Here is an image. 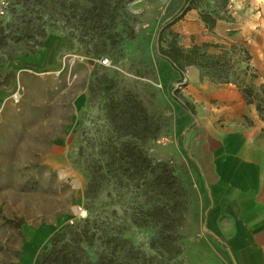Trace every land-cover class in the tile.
Returning <instances> with one entry per match:
<instances>
[{
	"label": "rangeland",
	"instance_id": "obj_1",
	"mask_svg": "<svg viewBox=\"0 0 264 264\" xmlns=\"http://www.w3.org/2000/svg\"><path fill=\"white\" fill-rule=\"evenodd\" d=\"M18 1L9 0L8 17L0 22L9 39L0 48V264H38L40 253L66 224L86 218L84 192L91 176L99 179V188L89 207L132 244L134 263L166 264L157 251L175 232L181 255L169 264H230L224 245L203 231L200 177L183 140L186 130L178 127L186 113L172 94L193 110L186 100L189 83L157 53V32L184 0H134L127 7L129 20L118 29L125 31L123 38L98 57L53 31L27 55L32 32L21 22ZM251 1L264 0H199V9L163 32L161 48L198 46L216 63L203 71L204 80H227L239 91L247 41L257 43L264 33L261 16L250 33L234 35L233 24L242 17L233 11ZM201 10L222 15L212 32L199 18ZM246 82L256 91L262 86ZM131 101L146 113L138 128L114 116L122 104L129 110ZM151 132L158 137L145 139L143 148L154 164L168 166L178 187L168 194L149 189L142 196L130 186L132 172L116 159L128 155L119 151L121 141ZM153 204L155 211L147 210ZM155 239L156 252L151 248Z\"/></svg>",
	"mask_w": 264,
	"mask_h": 264
},
{
	"label": "trees",
	"instance_id": "obj_2",
	"mask_svg": "<svg viewBox=\"0 0 264 264\" xmlns=\"http://www.w3.org/2000/svg\"><path fill=\"white\" fill-rule=\"evenodd\" d=\"M134 0H19L22 21L32 35L31 46L28 54L35 53L40 49L42 41L46 40L50 32L61 34L65 39L75 40L83 46L85 52L92 56H102L109 47L116 44L123 38L125 31H118L121 23L129 20L127 7ZM199 0H184L177 13L166 21L157 32L156 47L158 55L170 64V66L180 75V79L185 78V69L190 66L196 67L200 72V80H204V70L210 71L215 68L214 56L202 52L196 45L189 50L173 45L170 50L162 49L160 42L162 34L173 25L181 21L187 13L199 9ZM224 3L227 0H222ZM10 10V9H9ZM48 14L47 20L44 16ZM29 16V17H28ZM28 17V18H27ZM199 18L205 28L212 32L219 21L223 20L222 15L217 11H199ZM27 19V20H26ZM49 35V36H48ZM48 36V37H47ZM9 40L0 30V48L5 46V41ZM44 43V42H43ZM206 47V46H205ZM9 56L8 59H12ZM250 57L246 52L245 62ZM249 67L246 66L239 81V91L246 103H255L256 110L261 112L264 108V85L256 91L250 82L255 78L251 73L248 74ZM228 84L227 80L219 82ZM173 98L178 101L190 116L195 117L194 111L184 102L180 101L173 93ZM131 107L125 111L122 105L114 116H121L122 121L129 126L138 128L141 121L146 119V113L140 103L131 101ZM142 118V119H141ZM158 134L148 133L139 139L127 137L119 143V151L127 150V157H122L118 162L121 166H126L131 171L134 180L130 186L134 187L142 196H146L149 189L160 188L161 192L168 194L177 186V180L173 172L165 164H154L150 159L142 143L145 139L155 140ZM129 149V151H128ZM159 168V173L156 172ZM144 171V173H143ZM143 180V184H139ZM99 188V179L89 177L84 192L86 218L66 224L49 242L48 247L43 250L38 258V264H136L133 259V246L127 240L121 238L117 232L106 227L100 217L93 215L90 204L94 199L92 193ZM156 205L153 204L150 211H155ZM141 226V225H139ZM172 237L166 241L163 251H157L166 264L176 260L181 255V248L177 245V235L173 232ZM156 239L151 243V248L156 252ZM141 254L139 250L136 251Z\"/></svg>",
	"mask_w": 264,
	"mask_h": 264
},
{
	"label": "crops",
	"instance_id": "obj_3",
	"mask_svg": "<svg viewBox=\"0 0 264 264\" xmlns=\"http://www.w3.org/2000/svg\"><path fill=\"white\" fill-rule=\"evenodd\" d=\"M233 12L242 17L232 29L240 38L264 16V1ZM247 45L245 66L255 76L252 83L263 86L264 33ZM185 75L195 117L183 109L178 127L186 130L183 140L200 177L206 232L224 245L230 264H264V108L259 112L255 103H246L231 83L200 80L194 66Z\"/></svg>",
	"mask_w": 264,
	"mask_h": 264
},
{
	"label": "built area",
	"instance_id": "obj_4",
	"mask_svg": "<svg viewBox=\"0 0 264 264\" xmlns=\"http://www.w3.org/2000/svg\"><path fill=\"white\" fill-rule=\"evenodd\" d=\"M10 9L9 0H0V22L8 17ZM102 64H107L106 60L102 61Z\"/></svg>",
	"mask_w": 264,
	"mask_h": 264
},
{
	"label": "water",
	"instance_id": "obj_5",
	"mask_svg": "<svg viewBox=\"0 0 264 264\" xmlns=\"http://www.w3.org/2000/svg\"><path fill=\"white\" fill-rule=\"evenodd\" d=\"M74 213H75V215H79L80 209L79 208H75ZM206 230H207L206 227H203V231L205 232Z\"/></svg>",
	"mask_w": 264,
	"mask_h": 264
},
{
	"label": "bare ground",
	"instance_id": "obj_6",
	"mask_svg": "<svg viewBox=\"0 0 264 264\" xmlns=\"http://www.w3.org/2000/svg\"><path fill=\"white\" fill-rule=\"evenodd\" d=\"M3 152V151H2Z\"/></svg>",
	"mask_w": 264,
	"mask_h": 264
}]
</instances>
